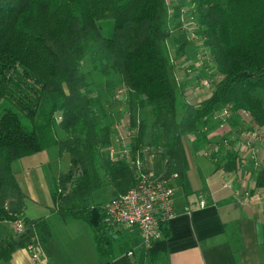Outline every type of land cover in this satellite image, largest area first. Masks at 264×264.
I'll list each match as a JSON object with an SVG mask.
<instances>
[{"label": "trees", "instance_id": "1", "mask_svg": "<svg viewBox=\"0 0 264 264\" xmlns=\"http://www.w3.org/2000/svg\"><path fill=\"white\" fill-rule=\"evenodd\" d=\"M197 22L195 33L209 50L217 77L201 101H184L176 114V91L170 82L169 27L186 12ZM0 0V222L21 220L22 230L0 238V262L18 248L50 240L46 218L25 216L26 194L12 163L51 146L70 155V167L50 188L62 221L86 223L100 264H110L128 243H114L106 205L90 201L106 185L113 195L134 184L133 168L109 152L111 118L95 92L87 67L104 77L112 92L119 76L129 93L132 153L146 142L159 147L165 169L178 173L188 192V164L183 137L205 143L212 114L225 104L246 110L264 132V106L254 93L264 90V0ZM190 38L174 39L183 53ZM148 106L150 124L143 108ZM142 110V116L139 111ZM137 116L138 124L136 122ZM60 133H63L62 137ZM236 164L229 153L226 168ZM264 187V172L256 178ZM165 224L161 223L160 228ZM231 225L227 227L229 229ZM235 248L239 237L229 236Z\"/></svg>", "mask_w": 264, "mask_h": 264}, {"label": "crops", "instance_id": "2", "mask_svg": "<svg viewBox=\"0 0 264 264\" xmlns=\"http://www.w3.org/2000/svg\"><path fill=\"white\" fill-rule=\"evenodd\" d=\"M211 125L203 144L197 143L193 134L183 137L189 188L188 192L182 188L179 176L173 180L175 215L159 227L157 236L149 244L144 243L135 227L111 223L114 243H128L130 247L124 253L117 252L110 264H264V194L259 191L264 187L256 188L257 175L264 172V140L256 143V154L251 159L239 138L230 140L229 145L224 143L228 135L222 137L218 122L212 116ZM231 126L254 128L252 119L242 120L238 115L231 119ZM208 148L213 149L212 157L204 155ZM45 151L12 163L20 187L33 202H39L40 198L32 187L31 173L45 166L49 156ZM238 151L244 153L245 162L239 158ZM232 152L236 155V164L227 169V156ZM161 153L159 161L146 157L147 169L153 174L165 171ZM241 162L244 164L240 165ZM226 183L232 186L225 187ZM238 189L243 193L240 198H246L244 192H249L245 202L236 196ZM201 200L205 202L203 206ZM43 201L53 206L48 220L54 215L59 218L50 191ZM25 216L35 218L36 214L25 210ZM48 222L51 238L35 247L36 259L33 260L26 248H18L8 261L0 264H100L92 231L86 223L60 218ZM11 223L0 222V238H8L15 232ZM231 233L239 237L236 250L230 242Z\"/></svg>", "mask_w": 264, "mask_h": 264}, {"label": "rangeland", "instance_id": "3", "mask_svg": "<svg viewBox=\"0 0 264 264\" xmlns=\"http://www.w3.org/2000/svg\"><path fill=\"white\" fill-rule=\"evenodd\" d=\"M171 1H169V5H172ZM186 4H188L186 9L187 11L184 13V18L181 24L183 22L190 21L189 12L191 10V5H189L188 1H186ZM195 27L196 25L194 23H190L186 26L185 31L188 32V37H190L191 41L181 54L177 52L178 45L174 42V39L181 32V27L176 24V21H173L169 27V37L167 40V50L171 61L169 65V78L176 91L177 117H180L182 114L184 101H201L211 91L213 86L212 79L217 77L215 64L212 61L209 50L203 46L201 39L197 36L195 31H192L195 30ZM192 33L194 35L193 37H191ZM86 69L92 75L95 92L101 95L104 99L107 111L110 115L112 128L110 136L111 141L109 145L113 146L115 149L116 146H118V142L116 141L118 133L122 132L123 134H127L133 128L131 127L129 119L130 97L128 90L119 82V76L113 75L112 78L116 83L115 88L112 92H108L107 89H105L104 77L102 74L94 71L91 66ZM254 95L262 100L264 106V90L259 89L254 93ZM149 109L150 108L148 106L143 108L146 113L143 116L147 118V122L150 124L151 117L148 111ZM139 113V116H142V110H140ZM139 116H137V118H139ZM60 135L62 137L64 136L63 133H60ZM184 138L186 139V136ZM261 139L264 140V133H262ZM151 141H153V133L149 126L146 142L151 145ZM45 154L49 155L45 166L42 169L40 168L35 172L32 171L31 173V176H33L31 178L32 187L34 188L38 199L40 198V201L33 202L26 198L25 210L29 212L32 211V213L36 214V216H34L35 218L44 217L48 220V213H50L53 206H51V204H45L43 200L48 198L50 188L58 174L67 171L70 167V155L68 153H63L61 156H57L55 146L47 148ZM158 154L159 153L157 152L155 161L160 160ZM146 171L149 170L146 169ZM112 195V187L110 185H106L95 190L90 196V201L107 205L113 198ZM37 205L39 206L38 209L35 207ZM56 219L59 218L54 215L53 218L52 216L49 217L48 221L51 222ZM11 224L15 228V224L13 222Z\"/></svg>", "mask_w": 264, "mask_h": 264}, {"label": "built area", "instance_id": "4", "mask_svg": "<svg viewBox=\"0 0 264 264\" xmlns=\"http://www.w3.org/2000/svg\"><path fill=\"white\" fill-rule=\"evenodd\" d=\"M184 11L181 14V22L184 18ZM188 18V17H187ZM190 21L183 22L181 24V30L189 35L185 28L188 24L194 23L197 29V22L193 16H189ZM194 21V22H193ZM192 30V31H195ZM191 31V32H192ZM194 33V32H193ZM193 33L191 37H193ZM190 38V37H189ZM202 41V40H201ZM130 114V113H129ZM241 116L242 120H250L249 113L244 109L236 110L231 104H225L212 114V117L217 120L219 132L222 137L228 135L223 141L226 145H229L230 140H236L239 138L249 151L250 158L253 159L256 154V143L261 139L262 131L254 128H247L245 126L233 129L231 126V119L233 116ZM138 118L136 122L138 124ZM137 126L131 129L127 134L122 132L118 133V146L114 149L109 145L110 154L116 159H125L129 162V165L133 168L134 184L124 193L113 196L110 202L106 205L108 216L112 224H120L125 226L135 227L145 244H149L159 231V225L166 223L175 215L173 206V194L174 186L173 180L178 177V173L173 170L169 173L164 172L160 174H153L151 171H146V157L149 160L155 158L156 153H160L159 147L152 145H142L132 153L131 142L133 141L134 134ZM213 149L208 148L204 151V155L212 157ZM238 156L241 160H244V153L238 151ZM166 163V160H165ZM244 163L241 162L240 165ZM229 183L225 184V187H231ZM259 188V187H256ZM255 188V189H256ZM264 194V188L259 189ZM235 194L241 202H245L246 198L250 197L248 191L244 192L246 198H240L243 193L241 190H235ZM256 194H259L257 192ZM205 204L204 200L200 201V205ZM15 224V231L19 232L23 228L21 220L13 221ZM30 253L31 257L36 259L35 246L29 244L25 247Z\"/></svg>", "mask_w": 264, "mask_h": 264}]
</instances>
